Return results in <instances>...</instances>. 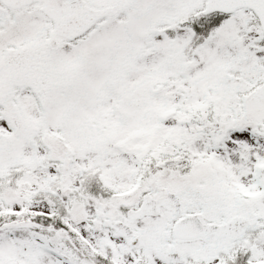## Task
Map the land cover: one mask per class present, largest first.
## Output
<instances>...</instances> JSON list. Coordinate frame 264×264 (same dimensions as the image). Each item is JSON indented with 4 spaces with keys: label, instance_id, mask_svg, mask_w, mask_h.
I'll list each match as a JSON object with an SVG mask.
<instances>
[{
    "label": "snow or ice",
    "instance_id": "snow-or-ice-1",
    "mask_svg": "<svg viewBox=\"0 0 264 264\" xmlns=\"http://www.w3.org/2000/svg\"><path fill=\"white\" fill-rule=\"evenodd\" d=\"M0 264H264V0H0Z\"/></svg>",
    "mask_w": 264,
    "mask_h": 264
}]
</instances>
